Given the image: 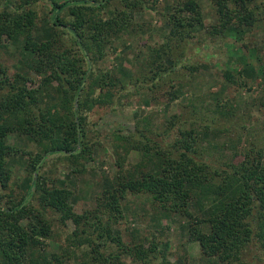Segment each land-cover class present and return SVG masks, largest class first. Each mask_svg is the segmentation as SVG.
I'll return each mask as SVG.
<instances>
[{
  "label": "trees",
  "instance_id": "1",
  "mask_svg": "<svg viewBox=\"0 0 264 264\" xmlns=\"http://www.w3.org/2000/svg\"><path fill=\"white\" fill-rule=\"evenodd\" d=\"M36 1L23 0L17 7L11 5L0 11V47H6V43L2 44L5 37L10 43L24 39V67L43 75L45 86L57 83L51 86L54 94L47 91L43 98L29 90L25 73H16L11 80L5 69L0 72V87H10L0 97V186H9L11 171L7 162L20 151L10 145L11 134L25 136L42 149L30 162L31 174L38 176L32 180L29 191L18 202L0 205V264H66L65 254L50 251L42 240L53 233V225L44 219L49 211L58 215L63 225L68 221L74 223V246L90 248L87 264H116L121 254L136 261L145 260L148 253L143 246L134 252L114 231V226L124 218L123 203L129 193L149 194L166 215L178 213L187 219L189 241L199 243L205 258L237 262L253 243L264 251V149L251 145L239 161L217 165L201 152V129L208 126L197 128L192 124L190 129L181 128L180 137L176 136L167 148L164 141L153 138L149 125L122 139L119 148L123 156L135 154L138 161L126 171L119 166L116 186L105 191L103 202L93 212L78 211L72 203L71 190L49 188L47 177L40 173L45 155L60 153L71 163L93 158L86 113L112 103L119 83L99 64L106 55L110 37L131 26V12L144 8L148 0H121L123 8L118 0H54L52 25L66 28L64 31L70 35L67 47L60 46L59 33L44 42L35 39L38 13L32 6ZM209 1L221 16V30L234 21L236 27H254L261 21L257 12L259 0ZM262 4L264 7V0ZM112 7L115 12L109 20L97 16L98 11ZM173 12L167 20L172 30L153 53L151 63H159L152 70L156 73L154 78L161 71L162 60L173 56V50L192 39L194 29L204 21L199 0H177ZM179 54L174 53L173 69L181 63L183 57ZM224 75L231 84L242 83L232 70L227 69ZM179 118L173 116L166 135L172 126H177ZM33 199L41 209L33 205ZM193 203L198 213L191 209ZM31 216L43 221V227L28 230L23 221Z\"/></svg>",
  "mask_w": 264,
  "mask_h": 264
},
{
  "label": "rangeland",
  "instance_id": "2",
  "mask_svg": "<svg viewBox=\"0 0 264 264\" xmlns=\"http://www.w3.org/2000/svg\"><path fill=\"white\" fill-rule=\"evenodd\" d=\"M53 1L38 0L33 4L32 8L38 13L34 36L37 41L44 42L59 33L60 46L65 44L67 47L70 35L64 31L66 28H53L52 25ZM118 1L119 7L123 8L121 0ZM199 1L203 8V24L194 29L192 39L173 50V56L180 53L183 57L179 67L173 69L174 58L167 56L162 60L163 71L156 78L152 70L159 63H151L154 62L153 53L166 42L172 30L167 20L174 13L177 0H148L144 8L131 12V26L110 37L99 68L109 71L119 83L112 103L86 113L93 158L71 163L60 153L45 155L40 171L47 177L49 188H67L73 192L72 203L78 211H95L103 202L105 191L116 186L115 177L121 172L119 166L126 171L137 163L135 154L128 158L123 156L119 143L147 125L154 131V139L164 141L165 148L176 136L180 137L181 128L190 129L192 124L197 128L208 126L201 129L204 148L201 152L217 165L239 161L251 145L264 149L262 0L258 1L260 9L257 10L261 21L254 27H236L234 21L224 30H221L223 21L216 7L209 0ZM22 2L0 0V11L11 5L17 7ZM231 7H234L233 2ZM114 10L115 7L98 11L97 16L109 20ZM3 43L6 47H0V72L5 69L11 80L16 73H25L30 91L43 98L47 91L54 94L51 86H57V83L45 86L43 75L22 64L27 57L23 51L24 39L10 43L5 37ZM227 69L236 73L242 83L228 82L224 75ZM9 90V86L0 87V97ZM77 105L76 100L75 109ZM174 115L180 116L179 123L166 135ZM9 143L14 150L20 151L8 159L11 180L7 188L0 186V205L18 202L29 191L32 180L38 176L31 174L30 162L42 152L25 136L11 134ZM32 203L41 209L36 199ZM191 209L199 212L195 203ZM123 214L122 221L114 226L115 234L120 235L134 252L143 246L148 255L145 260L136 261L128 254H121L116 264H264V251L256 243L247 247L237 262L221 263L203 257L199 243L189 241L190 222L178 213L166 215L149 194L129 193L123 203ZM44 219L53 225L52 236L42 237L49 250L60 256L65 254L66 264H87L86 253L90 248L74 246L71 235L75 230L74 223L61 224L58 215L51 211ZM23 224L33 231L45 223L31 216Z\"/></svg>",
  "mask_w": 264,
  "mask_h": 264
}]
</instances>
